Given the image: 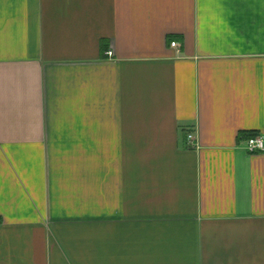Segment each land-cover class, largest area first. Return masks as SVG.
<instances>
[{"label":"crops","instance_id":"crops-1","mask_svg":"<svg viewBox=\"0 0 264 264\" xmlns=\"http://www.w3.org/2000/svg\"><path fill=\"white\" fill-rule=\"evenodd\" d=\"M251 135L264 0H0V264H264Z\"/></svg>","mask_w":264,"mask_h":264},{"label":"built area","instance_id":"built-area-1","mask_svg":"<svg viewBox=\"0 0 264 264\" xmlns=\"http://www.w3.org/2000/svg\"><path fill=\"white\" fill-rule=\"evenodd\" d=\"M171 47H176V43H171ZM107 57H111L112 53L108 51L105 53ZM193 135L188 134L186 136V146L187 148H194L193 145ZM245 149L249 154H260L264 153V141L260 136H253L246 140L245 142Z\"/></svg>","mask_w":264,"mask_h":264},{"label":"trees","instance_id":"trees-1","mask_svg":"<svg viewBox=\"0 0 264 264\" xmlns=\"http://www.w3.org/2000/svg\"><path fill=\"white\" fill-rule=\"evenodd\" d=\"M254 135L248 136V138L253 137Z\"/></svg>","mask_w":264,"mask_h":264}]
</instances>
